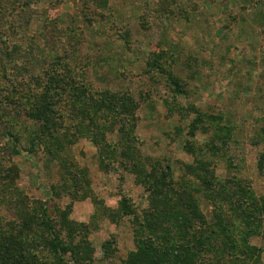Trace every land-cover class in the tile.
<instances>
[{
    "label": "rangeland",
    "instance_id": "obj_1",
    "mask_svg": "<svg viewBox=\"0 0 264 264\" xmlns=\"http://www.w3.org/2000/svg\"><path fill=\"white\" fill-rule=\"evenodd\" d=\"M107 1L108 8L99 9L87 0H0V230L21 231V203L31 208L39 202L73 253L87 254L93 264H126L139 250L138 226L150 206L141 171L168 164L177 181L184 165L204 163L218 179L247 183L257 202L264 197L258 170L264 154V0ZM54 68L68 69L91 91L134 97L138 108L125 121L136 168L127 169L121 148L103 160L86 137L66 145L56 160L43 147L26 151L32 124L13 101L40 93L44 72ZM169 73L183 93L173 92ZM212 121L219 137L232 130L227 149L223 139L215 141ZM121 127L107 131L105 141L116 144ZM8 132L19 133V148H11ZM75 166L85 171L87 197L60 189L61 174ZM194 196L221 236L217 213L224 208L231 214L233 205L215 207L202 194ZM123 199L135 216L120 211ZM236 210L228 217V236L241 243L245 212L243 206ZM26 238L23 248L31 257L58 263L42 230L34 227ZM248 244L264 264L263 238L252 235ZM64 261L75 264L71 252Z\"/></svg>",
    "mask_w": 264,
    "mask_h": 264
},
{
    "label": "trees",
    "instance_id": "obj_2",
    "mask_svg": "<svg viewBox=\"0 0 264 264\" xmlns=\"http://www.w3.org/2000/svg\"><path fill=\"white\" fill-rule=\"evenodd\" d=\"M87 1L98 4L94 5L99 9L108 8L107 0ZM51 71L44 72L46 83L40 93L31 92L23 96V100L18 97L17 102L13 101L19 108L24 107V117L32 124L26 151L31 153L34 147L35 150L37 146L43 147L45 154L50 159L56 160L59 159V154L66 145H72L80 137H86L99 147L103 160L114 157V149L121 148L122 160L128 163L127 169L130 170L131 166L136 168L134 161L139 159L137 154H130L134 149V146H131L134 140L130 124L125 121L138 108L134 97L128 92L91 91L90 85L86 83L85 86L82 82L76 81L68 69L54 68ZM168 76L173 92L183 93L182 86L176 78L170 73ZM191 110L196 111L194 107H191ZM213 121L210 131L214 138L217 137L215 141L220 138L224 140L223 147L227 149L229 146L226 145V139L228 143L232 137V130L226 129L225 135L219 137L220 132H214ZM119 124L122 125L118 130L119 137L116 144L111 145L105 141L104 134L113 131ZM15 134L19 133L15 132ZM15 134L6 133L10 137L8 140L12 149L19 148ZM208 149L214 153V146ZM103 163L104 161L101 165ZM258 170L260 174H264V154L259 159ZM183 171L177 181L172 179L168 164L165 167L158 165L149 174L141 171L147 178L142 183L151 193L150 206L148 212L142 213L143 222L138 226V237L140 232L143 234L137 237L139 250L131 254L126 264H261L259 258L255 256V248L249 246L248 239L252 235H260L264 240V197L262 202H257L247 183L243 185L236 183L235 186L234 177L228 180L218 179L212 169L207 170V164L204 163H200L195 168L184 165ZM3 172V168L0 167V175ZM61 175L63 178L60 189L67 188L70 195L75 198L79 195L82 198L89 195L90 192L85 187L87 186L85 171L75 166L74 170L66 168ZM55 190L53 189V192L57 194ZM194 194H202L215 207H224L226 203L233 205L230 208L231 214H226L224 208L217 213L224 223L221 236L216 233L215 227L209 225L210 220L208 221L209 218L200 210ZM38 203H32L31 208H28L27 203H21L20 215L23 220L21 231L11 234L0 230V264H47L37 256L31 257L25 247L23 248L28 246L26 236L34 227L39 228L46 235L48 245L58 260L57 264H67L64 257L70 252L75 264H93V259L87 254L78 250L73 253L70 248L62 244L54 232L47 209ZM120 205V211L123 213L134 214L127 207L126 199H123ZM242 206L245 218L241 219V224L245 229L242 236L240 235L241 243H238L234 237L228 236L227 228L230 226L228 217L239 211L236 208ZM61 218L64 222L65 217ZM136 220L139 222L140 218ZM167 224H170V227Z\"/></svg>",
    "mask_w": 264,
    "mask_h": 264
}]
</instances>
